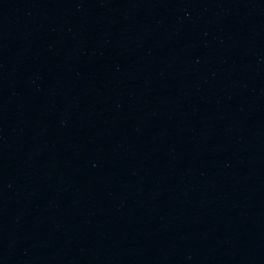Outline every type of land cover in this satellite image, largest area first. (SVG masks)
Returning <instances> with one entry per match:
<instances>
[{
    "label": "water",
    "instance_id": "obj_1",
    "mask_svg": "<svg viewBox=\"0 0 264 264\" xmlns=\"http://www.w3.org/2000/svg\"><path fill=\"white\" fill-rule=\"evenodd\" d=\"M0 264H264V0H0Z\"/></svg>",
    "mask_w": 264,
    "mask_h": 264
}]
</instances>
